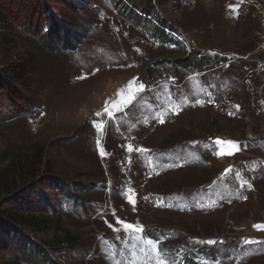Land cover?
<instances>
[{"label":"rangeland","instance_id":"374dc122","mask_svg":"<svg viewBox=\"0 0 264 264\" xmlns=\"http://www.w3.org/2000/svg\"><path fill=\"white\" fill-rule=\"evenodd\" d=\"M148 1L0 0V264H264V0Z\"/></svg>","mask_w":264,"mask_h":264},{"label":"trees","instance_id":"16d2710c","mask_svg":"<svg viewBox=\"0 0 264 264\" xmlns=\"http://www.w3.org/2000/svg\"><path fill=\"white\" fill-rule=\"evenodd\" d=\"M130 1H132V3H134L141 10L146 8V5L149 3L148 0H130ZM10 28L11 26L10 23L8 22L7 17L2 12H0V45L4 46L5 48L9 45L10 42H12L11 39L7 37ZM66 38L67 37L60 38L56 32H54V34L52 35L51 30H48L47 33H45L44 35L43 44L49 50H54L57 47L66 48L67 46H71L68 42V39ZM73 39L77 40V37L76 38L74 37ZM176 64L182 68L185 67L187 68L190 66V61L188 59H181L179 61H176ZM23 69H24L23 66L11 65L9 66V70H8L9 72L7 73L8 74L7 77H11L16 81H22L23 80L22 74L23 72H25ZM42 156H43L42 148L39 147L36 151V155L33 156V158H35V161L33 160V158L30 159L31 164L28 163L29 159L26 161L27 164L31 165V166L28 165L29 166L28 168L22 163H18L17 161H11L8 167H6L5 169H0V189L3 188L7 195L15 191L17 187L24 186L25 183L35 178V174H38L39 171L38 167L42 162ZM33 171L34 173H32ZM55 189H57L58 192L64 191L63 193H65V195L68 193L64 185H59V187H55ZM1 215L4 218L11 219V221H13L14 223L22 222L25 219L24 215L21 214L20 211L17 209L3 211Z\"/></svg>","mask_w":264,"mask_h":264},{"label":"snow or ice","instance_id":"6c2138e0","mask_svg":"<svg viewBox=\"0 0 264 264\" xmlns=\"http://www.w3.org/2000/svg\"><path fill=\"white\" fill-rule=\"evenodd\" d=\"M233 11H235V9H233ZM129 88L131 89L132 88V85L130 84L129 85ZM144 88H145V85L143 84H140L139 87L136 89V91L138 92H142L144 91ZM134 95H132L131 93L126 97L124 98L120 104L118 105H115L114 107L116 108L117 111H120L122 110L123 107H127L128 104H130L132 102V100L134 99ZM197 103H200V101H197ZM105 112L107 113V115L109 117H112L114 115L113 111L109 110L108 108H105ZM161 123H163V119L161 118ZM96 127L98 128H102L103 126L102 125H96ZM97 144H99V141H97ZM215 144L217 146H221L219 148V151H217L216 155L217 156H220V155H224V154H228V155H231L233 153V151L237 150V145L231 141H221L219 139L215 140ZM224 144H227L228 145V151L227 153H225V150L224 148L222 147ZM130 152H131V147H129L128 149ZM140 151H144V149H141ZM100 155L103 157L104 156V152L101 151L100 152ZM118 223H121L120 221H117ZM123 227L124 229L126 230H132L134 232H140L142 231V229L140 228H136L134 227V225L130 224V223H124L123 224ZM257 227H260L259 225H257ZM149 244H152L151 241H148ZM203 243L207 244V245H213L215 244V241L213 240H206V241H203ZM245 243H248V241H245ZM152 250L153 252H155V245L153 244L152 245ZM156 264H165L164 260L160 259L159 257H157V260H156Z\"/></svg>","mask_w":264,"mask_h":264}]
</instances>
